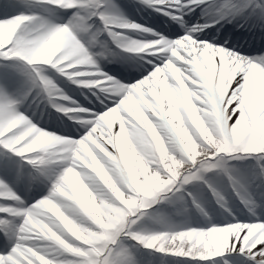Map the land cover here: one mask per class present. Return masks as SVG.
<instances>
[{"label":"clouds","instance_id":"9594fccd","mask_svg":"<svg viewBox=\"0 0 264 264\" xmlns=\"http://www.w3.org/2000/svg\"><path fill=\"white\" fill-rule=\"evenodd\" d=\"M138 3L145 6L149 0ZM3 7L13 11L0 18V62L16 70L19 86L13 88L8 79L0 80V150L15 164L11 174L0 173V183L10 186L16 196L12 203L24 214L12 217L11 227L0 237L4 241L0 264H41V256L50 264H168L170 258L159 253V248L207 255L203 240L197 244L199 234L203 232L206 240L210 229L231 224L241 225L240 236L234 232L229 237L234 251L240 240L235 254L244 258V264H264V133L257 130L264 124V107L253 114L243 84L228 85L229 95L207 73L186 69L200 82L192 96L203 122L197 127L183 106L182 85L168 77L177 110L183 114L181 127L196 146L195 162L186 149L188 141L177 132V121L169 119L173 113L165 114L168 105L153 100L160 113L153 122L164 151L149 129L121 107L135 148V172L145 182L140 188L118 150L117 126L107 132L99 114L91 123H81L91 110L70 96L58 77L77 86L92 83L96 77L86 72H104L102 60L111 62L117 49L138 46L155 29L131 18L116 3L97 11L81 8L76 0H3ZM195 8V0H186L182 11L187 15ZM214 23L206 19L203 25ZM203 25L184 20V28L194 39L202 45L213 43L199 38ZM117 79L112 75L109 83ZM129 91L125 88L112 97L111 106L120 105ZM62 122L76 125L80 135L72 137L62 131L58 127ZM244 123L249 130L237 135ZM96 126L92 134L112 155L89 140L95 152L92 159L75 141ZM202 128L207 132L202 133ZM100 130H105L110 145ZM101 165L111 182L98 174ZM166 165L175 168V176ZM222 176H227L239 205ZM147 177L153 178L150 183ZM37 189L43 191L30 198ZM45 201L51 202V210ZM124 201L135 202L134 207L143 212L128 214L132 209ZM248 224L261 226L248 239L246 251L242 237L248 236ZM154 237L159 239L153 242Z\"/></svg>","mask_w":264,"mask_h":264},{"label":"bare ground","instance_id":"6f19581e","mask_svg":"<svg viewBox=\"0 0 264 264\" xmlns=\"http://www.w3.org/2000/svg\"><path fill=\"white\" fill-rule=\"evenodd\" d=\"M153 5L157 8L164 9L165 6L170 10L174 11V15H178V13H183L182 8L186 4V0H151ZM200 0H195V3ZM130 16V14H128ZM131 16H133L131 14ZM130 16V17H131ZM179 16V15H178ZM144 24V23H143ZM151 28L155 29L151 24H147ZM204 30V26L200 29ZM136 31L143 32V29H138ZM250 33V29H248ZM157 34L156 29L154 32H149L144 37V40L138 45L140 48H144L147 50V44L149 47L150 41H152L151 36ZM247 35V33H246ZM254 35L255 32H254ZM164 42L157 49H151L149 51L155 50L158 51L157 56L162 59L161 64L155 65V71H149L151 74L148 75L149 72L142 75L140 73L138 78H136L135 83L133 81H129L126 84L125 80L117 79L114 83H109V77L111 74L106 73L109 72L108 68H111L106 64V68H104V62L101 61V67L104 72H95L89 71L86 72V75L96 77L92 83L90 84L93 87H99L102 89L103 96L114 97L119 95L120 91L125 88L130 89L127 96L121 101V104L112 107L109 106L102 111H90L88 112V118L85 119V124L91 123L92 120L96 117V114H99L98 119L103 121V123L107 126L106 131L109 133L113 132V126L116 125L118 131L115 132V138L117 140L118 150L123 157V163L126 167H129L132 171L135 179L133 183L137 187L144 186L145 182L139 181L138 174L135 172V159L136 153L134 145L132 144L131 137L129 135L128 128L125 126L126 117L121 114V107H123L124 111L143 123V125L149 129L151 135L154 140L160 143L161 150L163 149V141L160 139L159 131L154 126V119L158 118L160 113L156 111V108L153 104V100L160 101L169 107L165 109V114L171 111L173 114L169 117V119H175L177 121V132L180 136H182L185 140L188 141L186 144V149L190 150L192 153V160L195 162L196 157L198 155L196 146L191 142L190 137L187 134V130L181 125L183 124V114H181L177 110L178 101L176 97L173 95V90L169 84L168 77L171 76L175 79L180 85H182L184 90V100L183 106L187 115L190 117L193 124L197 127L202 125V120L198 115V108L196 104L193 102L192 96L194 92V88H199L200 82L195 80L191 75H189L190 69H198L201 72L207 73L209 79L213 81L217 88L227 92L231 95V90L228 85H231L232 88H236L237 84H243L246 88L247 94L250 92L247 88L257 87L256 95L253 98V101L257 104L256 110L260 108L259 101L264 97V82L259 81V76L256 73L259 71L255 68H251L248 65V61L244 57H239L238 55H231L227 53V51L213 50L211 48H205L201 43H197L196 46L194 42L190 41L191 39H186L183 37L174 38L172 40L165 39ZM171 44V45H168ZM195 45V46H194ZM209 50V51H207ZM213 50V52L211 51ZM222 51V52H221ZM246 51H249L246 49ZM171 52H174L171 57L174 59H168V57H163L162 54L170 55ZM218 53L212 54V53ZM105 61V60H104ZM111 64V62H107ZM163 65V66H161ZM188 69V70H186ZM141 72V71H139ZM143 77V79H141ZM128 80V76L127 79ZM123 81V83L121 82ZM191 85V86H190ZM159 89V91H157ZM106 93V94H105ZM151 96L153 99H149ZM261 102V101H260ZM235 105H233L234 107ZM147 109V111H146ZM230 111V109H229ZM257 112H254L255 115ZM233 119H235L233 117ZM97 127H93L91 132H88L83 138L75 141L81 145V148L88 153V155L95 159V152H93L92 148L89 146L87 141L91 140L93 144L96 145L98 149L105 152L108 155H112L110 149L105 146V144L101 143L96 139L92 133L97 131ZM241 127H246L248 130V125L246 123L242 124L236 131H241ZM105 130H100L99 135L107 140L108 144L112 143L111 139L104 135ZM202 133L207 132L206 128L201 129ZM260 132L264 133L262 130ZM127 152V156H124V153ZM57 153V157H58ZM175 164V162H173ZM172 174H176L175 168L172 165H166ZM98 174L104 176L107 182H111L110 176H105L103 166L98 167ZM152 180V177H147ZM71 180V176L69 177ZM45 206L50 210L52 209L51 202L45 201ZM125 204L129 203V201H124ZM20 209V208H19ZM19 211V210H17ZM24 211V210H23ZM20 212V211H19ZM24 214V212H21ZM249 229L248 236L242 237L243 243L245 245V250L247 251V241L250 236L256 231L261 225L259 224H248L245 225ZM241 227L239 224H231L227 227H218L216 233L214 234L211 230L207 232V239H204V233L201 232L197 238V244H199L202 240L204 242V247L210 251V257H220L225 253L236 252L240 249L241 243L240 240H237L235 243V251L233 250L229 237L232 233H236L237 236H240L238 232V228ZM192 234H188V238L191 239ZM183 239V236L180 237ZM159 239V237H154L153 240ZM261 240H264V236L261 237ZM259 243V241L257 242ZM264 246V245H262ZM174 251H177L173 249ZM253 252H256V258L258 254L257 248L253 247ZM258 259V258H257ZM44 264L50 263L47 259L43 258Z\"/></svg>","mask_w":264,"mask_h":264},{"label":"rangeland","instance_id":"374dc122","mask_svg":"<svg viewBox=\"0 0 264 264\" xmlns=\"http://www.w3.org/2000/svg\"><path fill=\"white\" fill-rule=\"evenodd\" d=\"M237 1H239V0H237ZM35 2H42V0H35ZM76 3L83 9H86V10L90 9V10H93V11H97V10L101 9L102 6H105L104 4L106 3V1L105 0H76ZM215 7H216V5L212 4L211 6L208 7V9H213ZM6 11H7L8 14H11L13 10L10 9V8L9 9H5L3 7V0H0V18H3V16L5 15ZM215 11H216V9H215ZM213 13H214L213 17L217 16V14H215V12H213ZM262 57H264V55ZM3 74H5V75L6 74H10V75H13L14 78L17 77L19 79V77L16 75V70L12 69V68H9L7 66L6 62H0V75H3ZM256 75L259 76L258 80L260 82L261 81L264 82V70L259 72V73H256ZM61 78L64 80V77H61ZM3 79H5V78H3ZM0 80H2V79H0ZM65 83H67V82H65ZM62 87H68V86H62ZM69 89H71V88H69ZM247 89L250 90V92L248 93V98H250V100H251L250 110L253 113L254 112H259L261 107H264V97L261 98V100H260L261 102L259 101L260 108H258V111H257L256 108H255L257 104L253 101V98H254V96L256 95V92H257V87L247 88ZM65 90L68 92L67 89H65ZM237 114L239 115V113H237ZM81 122L83 123L84 120L81 121ZM240 129H241V131L237 132V135H241L242 136V135L246 134L247 131H248V129L246 127H241ZM257 130L259 132H260V130H262L264 132V124L260 125ZM0 159H8L7 157H5L3 150H0ZM249 159H251V158H249ZM54 162H55V159H54ZM0 173H2V172H0ZM175 175L176 174H173V176H175ZM222 179H223L224 186L228 188V192L231 195L233 202L236 205H239V201L237 200L236 194L233 193L231 188L228 186V182H227L228 178H227V176H222ZM151 181L152 180H150L148 178L147 182L150 183ZM5 185H6L5 183H0V210L2 212L9 211L10 215L12 217H15L13 214H16V215H19V214L15 212L14 208L12 207V204H10L11 201L9 200L7 195L4 193V192L7 193L8 190L10 189V186H7V185H6L7 186V189H6V187H4ZM142 187H143V185L140 188H142ZM37 190L43 191V189H37ZM204 193L209 198H211V194H210V192H208L206 190V188H204ZM237 194L240 195V193H237ZM134 203L135 202H129V203L126 204V206L129 209H132V212H130L128 214H134L137 211L143 212L142 208L141 209H136L134 207ZM8 205H10V207ZM10 224H11V222H10ZM217 228L218 227H214V228L211 229L214 234L216 233ZM153 242H154V240H153ZM158 252L170 258L168 264H213V262H214V264H244V258H242L240 256L238 257L236 254H234L233 257H226V256H228V254H227V255H224L222 257H219V259L217 258V260H214V259H212V257H210V251H208L207 255L192 256L191 254H183L182 252L178 253L177 251H174L173 249H164V248L161 247V248L158 249ZM177 256H179L178 259H176ZM186 257H188V258H186ZM257 257H258V259H260L259 252L257 254ZM38 258L40 259L41 264H44V260H43L44 257L41 256V257H38ZM47 261H49V260L47 259ZM47 264H50V263H47ZM161 264H164V262L161 261Z\"/></svg>","mask_w":264,"mask_h":264},{"label":"snow or ice","instance_id":"6c2138e0","mask_svg":"<svg viewBox=\"0 0 264 264\" xmlns=\"http://www.w3.org/2000/svg\"><path fill=\"white\" fill-rule=\"evenodd\" d=\"M203 2L204 0H200V2L196 4V7H198ZM245 7V5L240 4L238 2H233V0H226L225 3H222L218 6L216 12L219 14V19H223L226 14L232 15L234 12H242ZM259 61L264 62V58H261ZM14 168L15 164L14 161H12L11 159H0V172L11 174L14 171ZM3 244L4 241L2 238H0V245Z\"/></svg>","mask_w":264,"mask_h":264}]
</instances>
